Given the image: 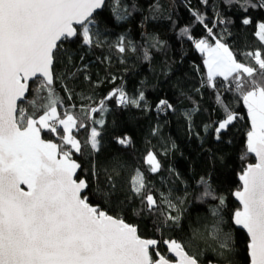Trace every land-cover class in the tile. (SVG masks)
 <instances>
[{"label":"snow or ice","instance_id":"snow-or-ice-1","mask_svg":"<svg viewBox=\"0 0 264 264\" xmlns=\"http://www.w3.org/2000/svg\"><path fill=\"white\" fill-rule=\"evenodd\" d=\"M223 3L240 5L245 13L241 21L244 25L252 22L247 16L250 8L264 9V0H223ZM103 4L104 0H0V264H202V252H189L185 243L176 239H164L167 252L162 253L160 241L143 238L138 226L127 222L124 215H112L111 210L90 203V195L86 194L91 187L89 179H74L82 166L72 159V152L83 154L89 146L92 153L98 152L101 132L91 127L83 145L73 135V129L86 125L70 110H58L66 105L52 87L55 79H62L54 76V64L66 40L81 37L84 45L97 42L94 37L98 33L91 27L96 24L93 13ZM195 16L203 23L200 13ZM256 27L255 35L264 42V22ZM207 31L214 44L207 38L193 41L195 48L204 54L207 84L215 88V79L223 77L228 81L227 90L242 100L250 130L240 158L243 161L254 154L256 159L238 173L240 186L232 195L239 207L231 213L230 223L247 235L249 264H264V51L247 52L257 67L249 66L237 61L229 46L222 42L223 37H215L212 28ZM181 33L187 35L188 29H181ZM123 41L121 37L116 44L121 53L126 50ZM144 55L147 59L148 52ZM68 59L71 62L70 53ZM32 83H36L35 89ZM65 91L70 93L67 87ZM112 97L117 98L119 105L139 106L144 93L130 98L122 89H114L98 107L87 110L93 125L104 124L103 119H93L91 114L107 111L105 100ZM217 101L226 113L215 126L216 139L220 140L221 134L243 117L225 104L219 93ZM157 108L171 109L172 105L160 100ZM60 128L62 143L42 139L43 131L59 135ZM117 142L124 145L130 141L117 137ZM145 161L151 172L159 171L160 163L152 152ZM98 176L93 162L91 177L96 180ZM106 182L115 191L112 175H107ZM201 183L205 185L201 199L212 197L219 201L211 210V224L206 226L208 237L218 246L213 251L227 264H236L231 259L237 251L233 231H224L222 227L226 223L222 214L225 197L214 196L204 178ZM130 184L132 194L139 197L142 208L148 212L158 210L164 203L168 209L179 211L163 193L160 200L156 198L139 170ZM104 196L107 200L109 193ZM179 220V215L168 214L164 215L163 223L178 224ZM160 230L158 227L157 231Z\"/></svg>","mask_w":264,"mask_h":264},{"label":"trees","instance_id":"trees-1","mask_svg":"<svg viewBox=\"0 0 264 264\" xmlns=\"http://www.w3.org/2000/svg\"><path fill=\"white\" fill-rule=\"evenodd\" d=\"M195 13L203 16V23L196 19ZM94 14L96 24L91 27L98 33L94 37L97 42L84 45L81 37L66 40L54 64V76L62 79H55L52 85L66 105L58 110H70L85 123V128L73 129V135L82 145L91 127L101 132L98 152L92 153L90 146L83 154L72 152V159L82 166L76 179L84 177L91 181L86 193L90 195V203L111 210L112 215H124L127 222L138 226L142 237L160 241L162 253L167 252L163 240L176 239L185 243L189 252H202V264L209 261L227 264L213 251L218 246L207 235L206 226L213 219L211 210L219 201L212 197L201 199L205 190L201 178H204L214 190V196L225 197L222 214L226 223L222 227L224 231H233L237 250L231 259L236 264H249L247 235L231 226L230 217L239 207L232 195L240 186L238 173L247 163L255 162L252 154L246 160L240 158L245 151L250 122L242 100L227 90L228 81L217 77L216 87L208 86L204 55L196 50L193 41L207 38L214 44L207 31L212 28L213 35L223 37L222 42L229 46L238 62H250L257 67L246 53L264 51V42L255 35L257 24L264 22V9L250 8L247 16L252 22L248 25L241 23L245 13L239 4H225L223 0H207V3L106 0L101 11ZM219 19L226 22L219 23ZM184 28L188 29L187 35L181 33ZM121 37L126 49L123 53L116 47ZM35 87L36 83H32V88ZM115 87L122 88L130 98H137L143 92L144 100L139 106L117 105L114 97L105 100L107 111L91 114L93 119H103L104 124L93 125L87 110L98 107ZM218 93L225 104L243 117L234 121L220 140L216 139L214 129L226 113L217 101ZM160 100H167L172 108L160 110L157 108ZM28 110L31 112L32 108ZM206 125L212 127L206 129ZM58 132L59 135L45 130L41 136L60 144L62 128ZM117 137H127L130 142L119 144ZM149 152L160 163L156 173L150 171L145 161ZM93 162L99 172L96 180L91 177ZM137 170L158 200L163 193L179 211L168 209L166 203L153 212L142 208L139 197L131 192L130 181ZM107 175L114 177L115 191L108 186ZM105 192L109 193L107 200ZM137 211L139 215L135 214ZM161 212L179 215L178 224L169 221L164 225Z\"/></svg>","mask_w":264,"mask_h":264},{"label":"water","instance_id":"water-1","mask_svg":"<svg viewBox=\"0 0 264 264\" xmlns=\"http://www.w3.org/2000/svg\"><path fill=\"white\" fill-rule=\"evenodd\" d=\"M105 1H106V0H104V4H105ZM104 4L101 6V8L96 9L95 12H99V11H101V9H102V7L104 6ZM95 12H94V13H95ZM94 13H93V16L95 15ZM75 27L80 28L79 25H76ZM41 137H42V136H41ZM42 139H44V138L42 137ZM252 156L255 158V155H254V154H252ZM255 162H256V159H255ZM255 162H254V163H255ZM74 179H76V175L74 176ZM22 187H24V188L26 189V186L22 185ZM234 198H235V197H234ZM235 200H236V198H235ZM143 238H144V237H143ZM170 256H172V254H170ZM172 258L175 259L174 256H172ZM213 264H216V263H213ZM219 264H220V263H219Z\"/></svg>","mask_w":264,"mask_h":264},{"label":"rangeland","instance_id":"rangeland-1","mask_svg":"<svg viewBox=\"0 0 264 264\" xmlns=\"http://www.w3.org/2000/svg\"><path fill=\"white\" fill-rule=\"evenodd\" d=\"M197 50V49H196ZM198 52H200L199 50H197ZM204 55V54H203ZM242 63H245V64H247V65H249V66H253L250 62H242ZM205 69H206V67H205ZM206 73H207V69H206ZM63 130V129H62ZM214 132H215V129H214ZM215 135H216V133H215ZM153 153V152H152ZM154 154V153H153ZM148 164V163H147ZM149 165V164H148ZM149 167H150V165H149Z\"/></svg>","mask_w":264,"mask_h":264},{"label":"built area","instance_id":"built-area-1","mask_svg":"<svg viewBox=\"0 0 264 264\" xmlns=\"http://www.w3.org/2000/svg\"><path fill=\"white\" fill-rule=\"evenodd\" d=\"M115 89H122V88H119V87H115ZM123 90V89H122ZM124 91V90H123ZM114 99H115V102H116V104L117 105H119L118 103H117V98L116 97H114ZM162 111H164V110H162Z\"/></svg>","mask_w":264,"mask_h":264},{"label":"crops","instance_id":"crops-1","mask_svg":"<svg viewBox=\"0 0 264 264\" xmlns=\"http://www.w3.org/2000/svg\"><path fill=\"white\" fill-rule=\"evenodd\" d=\"M219 78H221V77H219Z\"/></svg>","mask_w":264,"mask_h":264},{"label":"flooded vegetation","instance_id":"flooded-vegetation-1","mask_svg":"<svg viewBox=\"0 0 264 264\" xmlns=\"http://www.w3.org/2000/svg\"><path fill=\"white\" fill-rule=\"evenodd\" d=\"M46 140V139H45Z\"/></svg>","mask_w":264,"mask_h":264}]
</instances>
